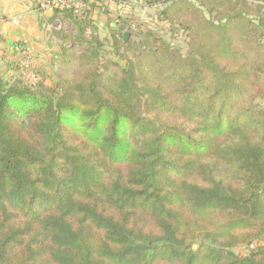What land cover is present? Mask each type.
I'll use <instances>...</instances> for the list:
<instances>
[{
  "label": "trees",
  "instance_id": "trees-1",
  "mask_svg": "<svg viewBox=\"0 0 264 264\" xmlns=\"http://www.w3.org/2000/svg\"><path fill=\"white\" fill-rule=\"evenodd\" d=\"M84 1L52 13L71 77L0 72V264H264L261 4L164 0L168 27L100 37Z\"/></svg>",
  "mask_w": 264,
  "mask_h": 264
},
{
  "label": "crops",
  "instance_id": "crops-1",
  "mask_svg": "<svg viewBox=\"0 0 264 264\" xmlns=\"http://www.w3.org/2000/svg\"><path fill=\"white\" fill-rule=\"evenodd\" d=\"M37 2L0 0V56H6L0 59L1 73L9 75L12 63L20 59L22 48H33L35 65H38L45 62L41 60L45 54L51 56L59 49L62 51V47L71 49L77 45L76 33L72 31L68 19L62 16L53 18V10H39ZM254 2L264 4V0ZM96 5L98 7L94 8L89 18L95 20L101 37L107 34L104 32L107 30V19L114 16L116 5L114 0L97 1Z\"/></svg>",
  "mask_w": 264,
  "mask_h": 264
},
{
  "label": "rangeland",
  "instance_id": "rangeland-1",
  "mask_svg": "<svg viewBox=\"0 0 264 264\" xmlns=\"http://www.w3.org/2000/svg\"><path fill=\"white\" fill-rule=\"evenodd\" d=\"M148 0H118L117 3H120L122 5H124V8H125V13L128 12V15L131 16V19L134 20L135 22H139V23H142L144 24L145 26L149 25V26H154V24L158 23V24H161V25H165V27H168V24L166 21H161L158 19V14L160 11H157V8L159 7H163V3L161 4V2H163L164 0H160V2H156L154 4H151L150 2H147ZM231 2H234L233 0ZM252 1H249V4L251 6L252 9L254 8H257L255 5H252ZM122 8V7H121ZM261 9L264 11V6L261 5ZM157 12V13H156ZM123 13V14H125ZM122 14V15H123ZM116 15V12H114V16ZM205 15L207 18H210V16L208 15L207 12H205ZM213 15L214 17L216 15V12H213ZM183 19H187L189 21H194V22H197L198 21V17L196 15H191V16H186L184 15L182 17ZM220 19L217 18L214 19L215 23L217 24L218 21ZM222 21H224V19H222ZM136 28L134 25L131 27V29H134ZM127 31V29L125 30ZM106 32V31H104ZM104 32H102L103 34H105ZM129 32V30H128ZM130 34V32H129ZM187 32L184 33V32H179V34L175 35L174 36V42L178 41V44L181 42V38L184 39V37L186 36ZM102 35V34H101ZM103 37V35L101 36ZM258 43L259 44H264V38L261 37L259 38L258 40ZM180 46H183L185 47L186 45L185 44H180ZM79 47H81L80 44H77L74 48L72 49H68L64 52L61 51V49H59L57 51V54H52L51 56L49 55H46L44 57L41 58L42 61H45V62H42L41 64H38V65H35V55H34V52H33V48H22L21 50V56L24 57V61L22 59V65H23V68L25 69H29L31 67H36V68H42L44 69L45 71L47 70H51L52 67L54 68L55 67V71L53 72V78H51L49 80V82H52V81H56L57 80V77L58 78H66V77H71L73 75L74 72L78 71V68H79V65H77L78 63L77 62H71L73 60V57L77 54ZM248 49V48H247ZM247 52L250 53V50L248 49ZM261 54L264 53V48H262L261 50ZM4 56V57H2ZM0 56V59L2 57L5 58L6 56L5 55H2ZM129 56L131 57V55L129 54ZM263 57V55H262ZM8 58H10L8 56ZM48 72V71H47ZM6 74V73H5ZM28 74H30V71L28 72ZM264 104V103H263ZM246 247H239L236 249V252L238 254H243L245 253L246 251Z\"/></svg>",
  "mask_w": 264,
  "mask_h": 264
},
{
  "label": "built area",
  "instance_id": "built-area-1",
  "mask_svg": "<svg viewBox=\"0 0 264 264\" xmlns=\"http://www.w3.org/2000/svg\"><path fill=\"white\" fill-rule=\"evenodd\" d=\"M122 7V8H121ZM37 8L39 10H53L55 8H70L75 11L77 14H81L86 8L87 4L84 0H38ZM124 5L117 3L116 4V15L121 16L125 13ZM29 78L31 82H34L35 76L33 74H29Z\"/></svg>",
  "mask_w": 264,
  "mask_h": 264
},
{
  "label": "water",
  "instance_id": "water-1",
  "mask_svg": "<svg viewBox=\"0 0 264 264\" xmlns=\"http://www.w3.org/2000/svg\"><path fill=\"white\" fill-rule=\"evenodd\" d=\"M128 36H129V32H128V31H125V32L123 33V40L126 41L127 38H128Z\"/></svg>",
  "mask_w": 264,
  "mask_h": 264
}]
</instances>
